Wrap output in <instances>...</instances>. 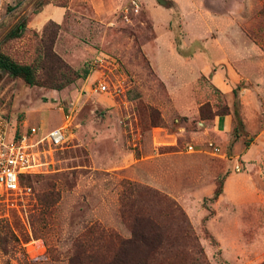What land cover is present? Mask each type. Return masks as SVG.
Segmentation results:
<instances>
[{
  "label": "rangeland",
  "instance_id": "1",
  "mask_svg": "<svg viewBox=\"0 0 264 264\" xmlns=\"http://www.w3.org/2000/svg\"><path fill=\"white\" fill-rule=\"evenodd\" d=\"M48 5L62 19L26 28ZM0 57L33 83L0 70L11 127L66 126L0 264H119L132 234L123 264H264V0L0 1Z\"/></svg>",
  "mask_w": 264,
  "mask_h": 264
},
{
  "label": "built area",
  "instance_id": "2",
  "mask_svg": "<svg viewBox=\"0 0 264 264\" xmlns=\"http://www.w3.org/2000/svg\"><path fill=\"white\" fill-rule=\"evenodd\" d=\"M128 9L134 13L138 12L134 2H130ZM128 9L125 10L124 15L128 13ZM100 54L95 56V64L99 61L114 62L107 55ZM95 89L100 93L107 92L109 95L116 90L110 91L105 80L96 81ZM67 119L68 116H65L66 122ZM65 129L64 125L40 134V128L37 126L12 128L9 118L0 111V219L4 217L5 209L13 197L20 195L21 192L24 194L30 192V189L22 187L21 183L24 178L37 172L39 164L35 160V151L43 145L52 148L61 146L65 140ZM192 151V146H186V152ZM217 151L216 148L211 150L213 154ZM234 169L238 171L239 167L235 165Z\"/></svg>",
  "mask_w": 264,
  "mask_h": 264
},
{
  "label": "trees",
  "instance_id": "3",
  "mask_svg": "<svg viewBox=\"0 0 264 264\" xmlns=\"http://www.w3.org/2000/svg\"><path fill=\"white\" fill-rule=\"evenodd\" d=\"M0 70H3L9 73L12 76L21 78L27 84H33L31 83V75L27 67L18 66L14 64L13 62L8 61L7 59L0 57ZM216 195L217 193L214 192V196ZM140 238L142 239L143 237L139 236L138 239ZM133 240H134L133 234L129 239H124V240H119L116 237H114V239L112 240L113 241L112 243H115V246L117 249L115 252L116 254H114L112 258L114 259L113 261L119 264H123L127 262L128 246L132 243Z\"/></svg>",
  "mask_w": 264,
  "mask_h": 264
},
{
  "label": "crops",
  "instance_id": "4",
  "mask_svg": "<svg viewBox=\"0 0 264 264\" xmlns=\"http://www.w3.org/2000/svg\"><path fill=\"white\" fill-rule=\"evenodd\" d=\"M2 3H9L13 0H0ZM63 17V10L52 6H45L41 11L37 12L27 23L26 28L37 30L47 21L59 22Z\"/></svg>",
  "mask_w": 264,
  "mask_h": 264
}]
</instances>
